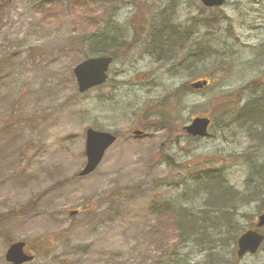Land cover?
Instances as JSON below:
<instances>
[{"label": "rangeland", "instance_id": "1", "mask_svg": "<svg viewBox=\"0 0 264 264\" xmlns=\"http://www.w3.org/2000/svg\"><path fill=\"white\" fill-rule=\"evenodd\" d=\"M165 4L178 30L193 27L187 45L212 43L208 57L195 61L186 46L167 62L150 54L145 28ZM110 24L128 48L102 86L80 93L72 69ZM201 79L212 82L189 86ZM254 82L264 84V0L211 9L199 0H0V264L17 240L34 256L24 264H264V242L239 258L233 240L264 211L263 186L259 198L246 196L264 179L261 128L248 133L228 112ZM195 116L210 118L206 137L183 132ZM88 127L117 140L79 176ZM210 169L237 198L227 231L196 251L174 241L171 218L151 205L202 209L208 191L194 175Z\"/></svg>", "mask_w": 264, "mask_h": 264}, {"label": "trees", "instance_id": "2", "mask_svg": "<svg viewBox=\"0 0 264 264\" xmlns=\"http://www.w3.org/2000/svg\"><path fill=\"white\" fill-rule=\"evenodd\" d=\"M164 7V8H163ZM162 8H159L150 15H159L157 21L153 25H147L145 34L147 47L150 54L160 62L169 61L173 54L177 50L187 48V56L193 57L195 61L203 60L208 57L212 49V43L205 37L195 40L190 45H187L186 36L190 34L193 27H182V30H178V25L174 26L170 21V16L173 12L171 4H165ZM221 19L228 21L226 14L221 13ZM157 19V20H158ZM213 20V19H212ZM219 20H217L218 23ZM114 26V27H113ZM113 27V28H112ZM106 28L109 30L107 31ZM104 27L103 33L107 31V35L99 39L102 35L93 36L88 44V50L85 53L86 56L98 55V54H110L116 57L118 50L122 48H128L127 43L119 40L116 34L112 31L117 30L115 24H110L108 27ZM142 30H144L142 28ZM197 33H199L197 31ZM138 32L133 33L132 36H138ZM92 35V34H91ZM95 38V39H94ZM97 38V39H96ZM93 41V42H92ZM220 67V66H219ZM218 68L214 72L217 73ZM208 80V79H207ZM208 80V84H210ZM207 84V85H208ZM263 83L254 82L247 86L249 93L247 98L242 101H236L235 105H230V122L246 128L248 133L252 130L261 128L259 137L264 140V88ZM246 87H243V90ZM177 88L176 90H179ZM161 115L160 119L165 122ZM260 125V126H259ZM149 128V126H147ZM264 143V142H261ZM249 159V158H248ZM255 170V164L251 163ZM255 175L259 173L255 171ZM195 179L203 181V187L208 191L207 202L204 203L202 209L192 211L186 209L180 205H176L171 201L157 203L151 205V211L156 215L164 217L166 215L171 218V231L170 236L174 238V241L180 244H187L191 249L198 248L199 250H205V246L208 251L214 243L213 236L216 238L218 235H222V230L227 231L230 226V219L228 218V205L237 198L235 192L231 187L225 184L223 176L218 169L203 170L194 175ZM248 184V182H247ZM264 187V179H260L257 184L251 188L247 193L248 200H255L261 195L260 188ZM243 197H240L242 200ZM248 200H244L247 202ZM16 213L19 216L23 215V211ZM236 237L233 238L235 241ZM10 242V241H9ZM210 245V246H209ZM198 251L197 249H195ZM210 257H213L212 253H209ZM217 260V259H216ZM214 261L213 259L207 260V262ZM219 264V263H217Z\"/></svg>", "mask_w": 264, "mask_h": 264}, {"label": "water", "instance_id": "3", "mask_svg": "<svg viewBox=\"0 0 264 264\" xmlns=\"http://www.w3.org/2000/svg\"><path fill=\"white\" fill-rule=\"evenodd\" d=\"M205 7L221 6L224 0H200ZM112 62L111 56H93L78 62L72 69L77 89L83 93L93 87L102 85L107 79V71ZM206 84V81H197L191 84L192 88H200ZM209 118L203 116L194 117L189 124L184 126L183 130L192 137H205ZM134 134H141L140 131H134ZM116 141V135L107 131H98L91 127L85 130L84 152L86 162L79 171V176H85L93 172L101 162L105 151ZM71 211L70 214H75ZM254 229H248L242 232L236 240V255L242 257L246 254H254L261 245L264 235L258 230L264 227V212L256 216ZM33 258L25 249L23 241H15L8 245L4 259L10 264H23L31 261Z\"/></svg>", "mask_w": 264, "mask_h": 264}]
</instances>
